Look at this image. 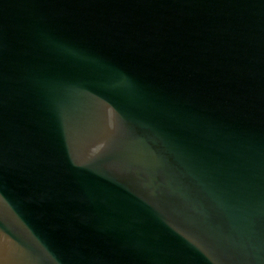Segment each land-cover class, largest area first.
I'll list each match as a JSON object with an SVG mask.
<instances>
[{"label": "water", "instance_id": "obj_1", "mask_svg": "<svg viewBox=\"0 0 264 264\" xmlns=\"http://www.w3.org/2000/svg\"><path fill=\"white\" fill-rule=\"evenodd\" d=\"M0 264H264V0H0Z\"/></svg>", "mask_w": 264, "mask_h": 264}]
</instances>
